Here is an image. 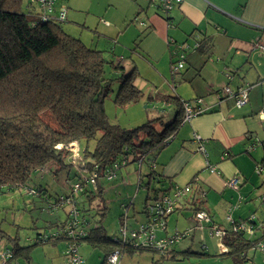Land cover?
<instances>
[{"label": "crops", "instance_id": "1", "mask_svg": "<svg viewBox=\"0 0 264 264\" xmlns=\"http://www.w3.org/2000/svg\"><path fill=\"white\" fill-rule=\"evenodd\" d=\"M81 2L82 0L67 1L69 15L67 13L66 21L61 25L64 32L88 45L81 37L68 32L63 27L64 23L71 19L70 15L75 14L69 12L72 10L70 6H80ZM103 6V15L113 18V22L104 17L106 22L100 19L108 26L113 24L117 35L112 38L113 36L108 34L102 48H98V44L88 46L103 51V56L106 54L105 57H108L106 59L114 64L119 63L124 68V73L135 68L138 75L135 61L136 58H141L161 74L158 67L159 59L168 57L170 65L171 59L178 60L180 52L190 67L189 74L185 77L188 85H180L174 92L161 88V83H153L151 76L144 77L151 86L155 84L156 92L175 93L181 100L204 109L192 118L183 120L179 130L169 142L157 151L155 163L160 176L170 180L176 186H183L196 179L195 186L205 192L200 206L220 227L229 226L226 220L227 213L234 221L246 220L248 216L254 214L256 222L263 223L264 201L260 199V196L264 191V173L262 172L264 169L257 173L255 168L260 164L263 153L261 142L264 141V115L260 113L264 107V52L255 48L253 42L256 39L264 40V0H180L168 13H162L158 7L146 0H108ZM127 33L129 35L123 41ZM179 45L185 47L181 50L178 48ZM170 70L172 83L179 84L182 79H175ZM179 74L182 75V73ZM138 82L135 81L134 84L143 91L142 86H145V82L142 85ZM225 85L231 88L248 86V102L238 108L231 98L224 97L218 101L217 95ZM195 98H200L201 102L193 103ZM148 103L154 107L160 105L157 101ZM194 135L199 136L202 144L195 139ZM199 145H202V151L198 150ZM79 159L75 157L70 160L74 164L67 168L68 173L73 171L72 168L76 169L72 177L82 172L77 168ZM211 166H215L214 171H211ZM136 169L134 164L121 167L113 177L115 184L126 186V189H132L135 186L137 190L141 189L144 192L138 186V179L145 175L148 168L145 165L141 169L142 177L138 176ZM132 170H135L136 174ZM125 175L126 178H124ZM233 176L240 178L238 186L234 188L227 184ZM67 179L70 181V176ZM142 179L145 180V178ZM109 180L111 179H108V182L99 180L103 195L106 194L105 189ZM39 188L36 189L39 193L37 195L45 198L50 185L41 184ZM194 195L192 191L179 199L176 209L167 217L166 234L193 229L196 224L193 210L198 201V199L193 200ZM13 196L17 198L15 194H12L7 199L10 200ZM79 196L77 203L81 205L80 202H82L86 205V196L84 194ZM53 202L48 205L50 207L48 209L55 211L54 216L52 215L54 219L47 220L41 228L34 227L35 234H47L53 230L50 228L53 222H62L66 219L68 207L66 205L55 207ZM97 202H100V199H94L91 207H88L91 210L85 216L88 224H84L83 227L86 229L94 224L93 220L98 218L97 215L91 218L98 208ZM31 203L33 205L32 199L26 203L25 207H21L19 213L26 207L30 208ZM121 206L123 207L122 203ZM130 206L126 203V208H122L117 215L118 226L119 218L123 213L129 228H135L146 220L143 204L141 215L135 208L132 214H129ZM199 230L193 229L182 238L183 240H179L170 247L173 260L179 259L180 254L187 249L190 252L202 251L211 255L202 259H210L218 255L219 263H222V259L229 257L224 254L225 246L220 245L212 236L210 237L205 229L201 230L206 231L203 234L196 232ZM259 232L260 229L257 231V236L260 235ZM113 234L114 232L108 233V235ZM31 242L34 241L31 240ZM41 246V249L38 246L31 251L29 263L26 264H65L64 240L48 242ZM80 246L82 247H79V253L84 260L83 264H102L103 253L100 249L91 247L87 243H82ZM194 247L200 249L195 250ZM37 250L40 256H35ZM142 254L144 253L138 250L124 252L119 264H133V261H138L136 256H142ZM153 254L159 256L156 253ZM261 256L262 253L258 248H251L244 257L237 259L239 262L235 263L231 258L232 262L226 259L225 264H258L262 259ZM17 260L19 262V258Z\"/></svg>", "mask_w": 264, "mask_h": 264}, {"label": "trees", "instance_id": "2", "mask_svg": "<svg viewBox=\"0 0 264 264\" xmlns=\"http://www.w3.org/2000/svg\"><path fill=\"white\" fill-rule=\"evenodd\" d=\"M27 3L28 0L23 6V0H0V196L15 194L18 205H26L31 200L29 190L37 191L28 186L32 172L52 165V172L57 175L60 170L74 164L67 159L70 151L64 145L93 140L91 148L85 146L76 156L80 158L77 167L80 171L85 174L94 172L97 176L96 188L85 187L82 193L86 196L87 204L77 203L79 221H83V226L87 225L85 216L91 210L88 207H91L94 199L101 200L103 197L99 180L106 179L107 169L117 174L121 167L140 160V165H136L138 176L142 175L143 162L148 168L141 176L145 180L138 179L139 188L146 193L143 201L146 220L143 223L147 222L148 203L160 195L171 193L174 186L170 180L160 176L156 163L153 168L149 166L150 160L179 130L184 120V105L189 102L169 92L158 91L153 96L146 95L134 84L135 68L124 73V68L106 59L103 51L85 45L79 38L64 32L61 23L37 21L29 15ZM174 64L175 61L171 59L172 76L179 74L173 70ZM106 67L111 69L109 76ZM116 80L119 82L114 98L116 105L124 107L141 100L171 104L174 109L171 120L165 124L162 116H156L131 128L110 122L103 103ZM261 150L263 153L258 165L264 169V141L261 142ZM122 158H126L125 163L115 169L113 165L119 164ZM192 191L196 197L193 200L198 199L193 210L195 213L202 209L200 203L204 196L196 195L195 187ZM176 204L165 216L166 225L167 217L176 209ZM95 212L91 218L97 215V220H93L94 224L87 229L82 227L84 233L80 241L102 251V264L115 249L123 253L151 251L160 258H173L170 255L171 246L160 253L151 247L138 246L134 249L113 240L117 233L108 235L102 224L106 213L103 203ZM69 219L67 214L64 221L53 222L50 228L58 232ZM119 220L120 224L126 221L124 213ZM254 223L258 226L257 231L260 229V235L257 236L255 232L249 239L226 228L221 239L225 246L224 254L234 259L235 263L249 249L256 248L258 241H264V222L257 223L254 215ZM17 235L8 234L0 228V240L5 242L2 248L11 251L13 260L22 258L25 263H29L31 248L67 239L66 234L59 233L53 240L22 245ZM180 255L183 259L188 255L197 258L211 256L202 251L190 252L189 249Z\"/></svg>", "mask_w": 264, "mask_h": 264}, {"label": "rangeland", "instance_id": "3", "mask_svg": "<svg viewBox=\"0 0 264 264\" xmlns=\"http://www.w3.org/2000/svg\"><path fill=\"white\" fill-rule=\"evenodd\" d=\"M106 2H108V0H82L80 6L77 5L76 7H73L71 5L70 7L72 10H69V12L70 13L74 12L76 15L75 14L70 15V18L72 20L70 19L68 22L64 23L65 24L63 26L64 29L68 30V32L74 35H77L78 37H81L86 44L88 45L90 44L92 46L98 44V48H102L103 44L105 45L106 42L105 39L106 36H108V34L113 36L112 38H114L117 35V31L113 26V24L108 26V24L106 25V23H104L107 21L104 18L109 19L110 22L112 20L113 22V18L111 17L109 18L103 15V11H102L104 7L103 4H105ZM25 4H26V0H23V6H25ZM100 18H102L104 22L101 21ZM128 35L129 33H127L126 36L124 35V38L122 40L124 41ZM176 60L177 58L174 59V61ZM135 66L139 74L136 75V77L133 80L134 82L139 81L138 82L139 85H142L145 82V86H142V89H143V93H145L146 95L153 96L157 90L154 89L155 84H159V83H161V88L169 92H174L176 89H179L180 85H188L187 84L188 80L185 77L186 75L189 74L190 67L184 61V59L182 60V67L178 69V73H182V75L180 74L174 75L175 79L177 80L182 79L179 84L178 83L173 84L172 80L170 79V75H169L170 65H169L168 57L166 56L159 59L158 67L161 70L160 71L161 74L157 73L154 67H151L141 58L140 59L136 58ZM106 69H107L106 74L109 76L111 74V69L109 67H106ZM150 76L152 77L150 78L152 82L155 83L153 86H151L144 79V77L146 78ZM184 78L186 79L185 81ZM188 78H190V76ZM118 85L119 82L117 80L113 82L111 87L112 90L109 92V95L104 99V103H103V107L110 122L117 125L119 124L124 128H131L141 125L143 124V122L149 119H154L156 116H162L163 122L165 124L171 120L173 115V107L171 104H167V105L160 104L159 106L154 107L150 103L141 100L135 103H130L129 105H126L124 107L116 105L114 103V98L116 96ZM93 143H94L93 140L89 141L88 143H85L84 141L81 142L79 141V145H78L79 148L77 149L78 152H76L77 154L76 155L70 154L69 158L67 159L68 160L75 159L76 156L80 155V153L82 152L85 146L91 148L93 146L92 145ZM134 165L136 168L137 163H134ZM145 165H146L145 162H143L142 168H144ZM52 168H53L52 165H48L45 168L38 169L32 172L28 183L29 187L38 189V187L41 184L43 185L47 183L50 185V189L47 192L48 195H46L45 198H42L43 196L41 197L38 195H33L32 197L30 196L29 198L33 200V205L31 203V207L24 208V210H22L21 213H19L21 207H25V204L19 206L17 199H15L16 198L15 196H13L10 200L7 199L9 195L0 196V228L3 229L8 234L11 235H14L15 233L18 234L17 237H19L20 243L22 245L30 244L32 240L31 238L33 237L32 235H34L36 232V229L34 227L41 228L42 226L45 225V222L47 220L54 219L53 214L55 211L48 209L50 208L48 205L51 202L56 201L58 196H60V194H64V195L71 194L72 193L70 187L72 183L71 181L76 182L79 178V175H85L84 172H80L72 177V175L74 174L73 171L76 170L73 168H72L73 171L71 172L69 171V173L67 169H63L60 170L57 175H54V173L52 172ZM132 171L136 174L135 170ZM262 172L264 173V171ZM68 176H70V181L69 179H67ZM124 178H126V175L124 176ZM114 179L115 178L109 180V183L105 189L106 194L103 195L102 193L103 197L100 200L101 202H97V207H99L101 203H103V205L106 208V214L105 217L102 219L103 220L102 224L105 227L106 232L109 234L111 232H114V234L117 233V227H118L117 215L121 212L123 208L121 206V203L122 205H126V203H128L129 206L132 203V205L129 207L130 209L128 208L129 214H132L133 209L135 208V210L139 212V215H141V210L143 207L142 204L145 198V193L141 189L137 190L135 186H133L132 189L131 188L126 189V186L116 185ZM104 180L107 181L105 178H101V181ZM79 194L82 193H78V194L75 193L73 196H76L80 199ZM7 204H9V206H6ZM80 204H82V202H80ZM66 206L68 207L67 209L70 208L69 205ZM231 209L232 208H230V210ZM49 213L51 214L49 215ZM60 215L62 217V213H60ZM204 229L208 231L206 228H203L202 230ZM206 231L199 230L196 232H199V234H203V232ZM4 243L5 242L1 239L0 248L3 247ZM41 245H45V244H41ZM41 245H38L39 247L35 246V248L38 247L41 249L42 247ZM35 248L33 247L31 249L33 250ZM84 248L85 247H83V249ZM194 249L199 250L200 248L194 247ZM38 250L35 252V256H40ZM81 252L84 251L82 250ZM141 253L144 254H142V256L141 255L136 256V259L138 261L136 262L133 261L132 262L133 264H225L227 260L232 262L231 257H226L222 259V263H219L218 262L219 260H217L218 255L217 257L212 256V258H210L211 260L202 259V257L197 258L194 255H188L185 259L180 257L179 259L173 260L169 258H162V257L160 258L159 256L151 253L150 251L148 252L141 251ZM256 254L260 255L259 253ZM152 256H154L155 258L154 259L151 258ZM261 257L262 259L261 261L258 262V264H264L263 253ZM19 262L20 264H26L22 260V258H19Z\"/></svg>", "mask_w": 264, "mask_h": 264}, {"label": "built area", "instance_id": "4", "mask_svg": "<svg viewBox=\"0 0 264 264\" xmlns=\"http://www.w3.org/2000/svg\"><path fill=\"white\" fill-rule=\"evenodd\" d=\"M67 0H28V9L29 15L33 16L40 22H58L63 23L67 16L66 8ZM149 3L154 4L160 9L163 13L170 12L176 3L180 0H146ZM253 45L258 50L264 52V40L256 39L253 42ZM184 45H179L178 48L182 50ZM183 54L180 52L178 54V60L175 61L173 65V70L178 71L182 67ZM248 86L242 85L235 88H231L228 85H225L221 88L219 94L217 95V100L220 101L222 98H231L234 101V105L238 108L242 107L248 101ZM201 102L200 98L193 99V103L199 104ZM201 107H194L192 103H185L184 105V120L190 119L193 115L199 114L203 111ZM260 113L264 115V107L261 109ZM195 139L201 143V140L198 135H194ZM79 142H71L65 146L69 148L70 154H77L79 148ZM202 145L198 146V150L202 151ZM126 158H122L119 164L113 165L115 169L124 164ZM137 165H140V160H138ZM150 167L155 166V157L150 160ZM211 171L215 170V166L210 167ZM262 167L258 165L255 168V171L260 172ZM115 171L107 169L106 179H112L115 176ZM96 173L79 175V178L76 182H72L71 194L60 195L57 200L53 202V206L59 205H69L68 214L70 216L68 223L65 225L62 230L52 231L46 233H38L33 237V241L41 242L45 240H53L58 236L59 233L66 234L67 239L65 240V249L63 252L65 264H83L84 260L79 253V246L82 244L80 241V236L83 235V222L79 221V212L76 209L77 207V197L73 196L75 193H83L85 187L96 188ZM196 179L194 183H188L183 186L174 185L171 189V193H166L160 195L158 199L152 200L147 205V212L149 214L148 220L145 223L138 224L135 228H129L126 221L120 224L117 228V235L113 236V240L120 241L123 245H128L131 248L136 249L138 246L142 247H151L158 252H164L167 248L173 245V243L178 242L184 238L188 233L193 229H208V235L216 238V240L222 244V237L226 232V228L220 227L209 214L202 209L197 210L193 213L194 220L196 222L193 229H187L185 232L180 233L178 231L173 232V234H166V222L165 216H167L175 206L177 199H180L184 195L191 193L195 187V191L198 192V195L205 196V192L200 190L198 186H195ZM240 182V178L233 176L230 180L227 181V184L231 187H237ZM197 187V188H196ZM29 192L32 195H37L38 192L30 189ZM260 199H264V192L261 194ZM125 209V208H124ZM226 220L228 222V228H230L233 233H238L243 235L246 238L253 237L255 232H257L258 226L254 223V214L248 216L246 220H233L231 215L227 214ZM81 223V226L79 225ZM79 225V226H78ZM256 248L263 252L264 257V241H258ZM123 252L120 249H115L111 251L106 256L105 264H119L122 259ZM18 260H13L12 253L8 248H0V264H19Z\"/></svg>", "mask_w": 264, "mask_h": 264}]
</instances>
